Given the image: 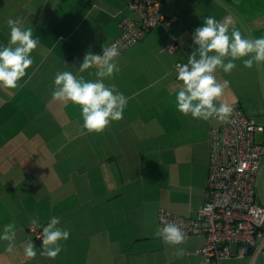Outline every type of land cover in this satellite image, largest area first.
Returning a JSON list of instances; mask_svg holds the SVG:
<instances>
[{
  "label": "crops",
  "instance_id": "crops-1",
  "mask_svg": "<svg viewBox=\"0 0 264 264\" xmlns=\"http://www.w3.org/2000/svg\"><path fill=\"white\" fill-rule=\"evenodd\" d=\"M162 1L170 24L149 30L115 58L119 71L102 77L128 101L122 119L96 132L82 127L79 105L52 97L54 76L70 70L97 79V65L79 66L86 53L101 54L120 35L125 18L138 20L131 0H0V43L9 40L7 21L18 19L39 38L31 55L41 60L16 88L0 87V231L9 222L15 228L12 252L0 240V264H205L203 236L174 245L155 235L160 208L197 216L208 178L209 133L225 123L175 107L182 86L175 65L197 47L192 34L205 16L231 17L230 29L255 38L264 35V7L257 0H243L241 10L238 0ZM241 62L236 59L231 75ZM254 66L264 72V62ZM231 91L228 84L220 100L238 103ZM53 215L70 235L50 258L40 254L33 229L42 230ZM29 240L37 251L31 258L23 252ZM220 264H264V255Z\"/></svg>",
  "mask_w": 264,
  "mask_h": 264
},
{
  "label": "clouds",
  "instance_id": "clouds-1",
  "mask_svg": "<svg viewBox=\"0 0 264 264\" xmlns=\"http://www.w3.org/2000/svg\"><path fill=\"white\" fill-rule=\"evenodd\" d=\"M7 23L10 26L8 43H0V87L16 88L33 64L31 52L37 48L39 38L33 35L32 27L23 26L18 19H9ZM230 24L231 17L220 21L207 15L203 18V24L194 30L192 40L197 47L190 53L186 63L178 65L177 70V79L182 81V86L175 92V107L181 113L204 120L214 117L227 121L233 107L220 98L229 81L218 80L216 69L230 72L235 67L236 59L244 57L242 63L246 67H251L254 62H264V35L249 38L234 25L230 29ZM118 55L119 48L115 43L103 46L101 54L86 53L79 67L85 69L97 65V79H84L70 70L58 71L54 76L52 97L79 105L82 127L88 131H102L112 121L123 117L128 98L116 90L114 84L108 85L102 79L119 71L115 59ZM160 219L162 227H158L156 236L174 245L186 239V233L177 223L167 221L164 217ZM59 221L60 217L53 215L43 226L41 255L56 257L61 251L60 241L68 239L69 230L61 228ZM31 223L37 224L38 221L33 218ZM0 240L8 242V252L14 250L15 228L12 222L4 225ZM23 252L29 258L36 256L32 240L25 243ZM177 254H184V249H177Z\"/></svg>",
  "mask_w": 264,
  "mask_h": 264
},
{
  "label": "built area",
  "instance_id": "built-area-1",
  "mask_svg": "<svg viewBox=\"0 0 264 264\" xmlns=\"http://www.w3.org/2000/svg\"><path fill=\"white\" fill-rule=\"evenodd\" d=\"M129 7L138 12L139 18L122 21L121 33L112 42L119 48V55L155 26L170 24L162 0H131ZM174 48L172 44L170 49ZM186 62L176 63V75L178 65ZM231 105L230 118L212 127L209 133V172L197 216L185 218L165 208L158 212L159 227H162L160 218L164 217L177 223L186 236L204 237L199 253L205 264H220L223 259L253 252L264 255V206L256 198V179L263 157V144L256 136L263 128L240 105ZM33 230L41 241V230L37 227Z\"/></svg>",
  "mask_w": 264,
  "mask_h": 264
},
{
  "label": "rangeland",
  "instance_id": "rangeland-1",
  "mask_svg": "<svg viewBox=\"0 0 264 264\" xmlns=\"http://www.w3.org/2000/svg\"><path fill=\"white\" fill-rule=\"evenodd\" d=\"M242 2L243 0H238V5ZM257 2L260 3V6L264 7V0H257ZM255 4L256 3H254L252 7H254ZM242 7L243 3L239 6V9L241 10ZM240 18V20L244 19L242 17ZM40 61V59L33 60V64L37 65ZM29 67L32 66L30 65ZM215 74L217 79H223L225 74L232 78V80H230L226 77L229 81V88L232 89L231 92L233 94H238V102L242 106L245 114L257 123L264 121V72L262 70H259L256 66L245 68V65L241 62L238 63L237 75L233 76L231 75V72H216ZM256 140L262 143L264 139L262 138L261 133H257ZM259 174L260 175L256 179V198L257 201L264 206V147ZM233 250H236V247H233Z\"/></svg>",
  "mask_w": 264,
  "mask_h": 264
},
{
  "label": "flooded vegetation",
  "instance_id": "flooded-vegetation-1",
  "mask_svg": "<svg viewBox=\"0 0 264 264\" xmlns=\"http://www.w3.org/2000/svg\"><path fill=\"white\" fill-rule=\"evenodd\" d=\"M257 123V122H256ZM257 124H259L260 126H262V131L261 132H259V133H261V135H262V138L264 139V121L263 122H260V123H257ZM262 143H263V147H264V140L262 141Z\"/></svg>",
  "mask_w": 264,
  "mask_h": 264
},
{
  "label": "trees",
  "instance_id": "trees-1",
  "mask_svg": "<svg viewBox=\"0 0 264 264\" xmlns=\"http://www.w3.org/2000/svg\"><path fill=\"white\" fill-rule=\"evenodd\" d=\"M176 76H177V75H176ZM237 104H238V105H240V103H239V102H238ZM240 107L242 108V106H241V105H240ZM242 109H243V108H242Z\"/></svg>",
  "mask_w": 264,
  "mask_h": 264
}]
</instances>
